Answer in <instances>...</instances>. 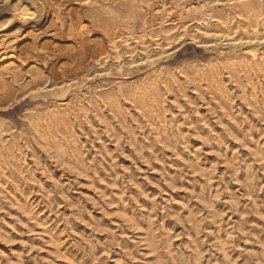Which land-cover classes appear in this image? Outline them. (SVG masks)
<instances>
[{
	"label": "rangeland",
	"instance_id": "rangeland-1",
	"mask_svg": "<svg viewBox=\"0 0 264 264\" xmlns=\"http://www.w3.org/2000/svg\"><path fill=\"white\" fill-rule=\"evenodd\" d=\"M234 1L0 0V264H264V33Z\"/></svg>",
	"mask_w": 264,
	"mask_h": 264
},
{
	"label": "bare ground",
	"instance_id": "bare-ground-1",
	"mask_svg": "<svg viewBox=\"0 0 264 264\" xmlns=\"http://www.w3.org/2000/svg\"><path fill=\"white\" fill-rule=\"evenodd\" d=\"M108 1V0H107ZM131 1V0H130ZM99 2V1H98ZM235 2V1H234ZM108 3V2H107ZM111 3V2H110ZM109 3V4H110ZM128 4V2H126ZM99 4V3H98ZM100 4L101 1H100ZM235 5V8L237 9V11L233 14V15H237L239 16V18L243 19V20H246L247 23H246V26L248 29L245 28V31L247 32H250L252 35L254 36H258L260 33H264V5L262 4V0H256V2H252L251 0H247V1H244V0H238L237 2L234 3ZM103 6V5H102ZM111 6V5H110ZM177 7V6H176ZM181 7V6H179ZM183 7V6H182ZM181 7V8H182ZM164 9V8H163ZM180 9V8H179ZM189 9V8H188ZM191 9V8H190ZM184 10V9H183ZM186 11V10H185ZM157 14H160V13H157ZM169 14V13H168ZM167 14V15H168ZM179 14V13H178ZM182 14V13H181ZM180 14V16H181ZM202 14V13H201ZM204 14V12H203ZM146 16V14L144 15V17ZM160 16V15H159ZM165 16V15H164ZM178 16V15H177ZM166 17V16H165ZM167 18V17H166ZM234 18V17H233ZM236 19V18H235ZM164 20V19H163ZM176 21V20H175ZM174 21V23H175ZM179 21V20H178ZM231 22H233L234 20H230ZM63 22V21H62ZM61 22V23H62ZM142 22L144 23H147L145 20H143ZM163 22V21H162ZM182 23V22H181ZM80 24V23H79ZM148 24V23H147ZM160 24V23H159ZM172 24V23H171ZM176 24V23H175ZM234 27H231L230 28V32H226V33H222V36L225 37H231L230 39H234L233 38V34L235 33V31H233V29H237V26H239L237 24V22H234ZM143 26V25H142ZM160 26V25H159ZM162 26V25H161ZM144 27V26H143ZM158 27V26H157ZM245 27V26H244ZM146 28V27H145ZM146 30V29H144ZM142 31L141 34L137 35V36H128V35H117L116 33L115 34H111L109 35L108 39H107V42H108V47L111 51L113 52H118V47L121 45V46H125V47H131L132 45H137V46H140L142 48V50L144 51V53L146 54L147 51V45L145 44L146 42V39H147V34H145V32H143V29L141 30L140 29V32ZM162 32V37H163V41L165 43H160L158 42V38L156 37L157 34H153L152 36L149 35L148 38H150L154 44L156 45V48L158 49V51L160 53H163L165 52V49L164 47L166 45L169 44V42L172 41V39L174 38V40H176L177 38H180L181 36L184 35V32L186 31L185 30V25L184 23L181 24L180 26H177L175 27L174 31L175 33L171 32L170 29H165V30H161ZM131 35V34H130ZM135 35V34H134ZM159 35V34H158ZM261 35V34H260ZM221 38V37H220ZM219 39V38H218ZM229 39V38H227ZM168 41V42H167ZM162 42V41H161ZM106 43V42H105ZM106 46V45H104ZM83 47V46H82ZM81 47V48H82ZM13 49V48H12ZM17 49V48H16ZM14 49L15 53L17 54V50ZM84 51L88 48L86 47H83L82 48ZM99 49L102 50L103 49V46H99ZM104 50V49H103ZM102 50V51H103ZM13 51V50H12ZM107 51V50H106ZM109 52V51H108ZM102 53V52H101ZM100 57L99 58H102L101 57V54H99ZM108 54H105L104 56H106ZM103 56V54H102ZM98 58V57H97ZM98 58V59H99ZM73 59V58H72ZM87 63V62H86ZM74 68V67H73ZM78 74V72H77ZM75 75V74H74ZM80 75V74H78ZM77 76V75H76ZM75 76V77H76ZM64 78L60 79V84H65L67 83L69 80H72L74 78V76H63ZM73 77V78H72ZM79 78V77H78ZM77 81V80H76ZM57 83L58 85V82L57 81H54ZM71 82V81H70ZM69 82V83H70ZM162 84V83H161ZM67 85V84H66ZM65 86V85H64ZM149 86V85H148ZM62 87V86H61ZM52 88V87H51ZM57 88V87H56ZM64 88V87H63ZM62 89V88H61ZM153 90V95H154V90L155 88L151 89ZM58 117V116H57ZM4 144V143H3ZM3 146V145H2Z\"/></svg>",
	"mask_w": 264,
	"mask_h": 264
}]
</instances>
